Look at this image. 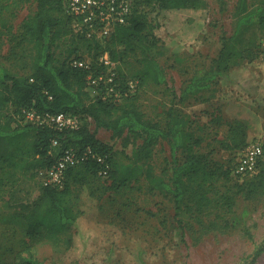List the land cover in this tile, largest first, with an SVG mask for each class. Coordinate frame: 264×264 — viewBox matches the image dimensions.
<instances>
[{
    "label": "rangeland",
    "instance_id": "rangeland-1",
    "mask_svg": "<svg viewBox=\"0 0 264 264\" xmlns=\"http://www.w3.org/2000/svg\"><path fill=\"white\" fill-rule=\"evenodd\" d=\"M239 1L207 0L205 10L175 23L170 15L163 17L159 30L162 52L155 57L165 69L167 83H157L146 75L139 60L141 50L125 56L121 52L123 46L110 47L111 59L119 72L140 79L136 100L148 117L164 123L166 109L178 102L183 87L194 75L208 72L222 46L223 36L231 37L238 30ZM261 1L248 0L251 7ZM38 2L0 0V63L11 72L30 71L31 57L24 52L21 34L27 18L36 12ZM232 42L241 53L237 64L219 74L213 88L200 98L180 104L190 114L194 127H201L198 133L205 139L200 150L211 152L212 162L216 160L225 167L236 164L244 150L232 147L227 140L235 120L246 123L247 145L256 141L264 145V89L260 84L247 83L249 69L256 64L264 67V28L259 23L245 25ZM58 44L56 54L61 60L70 59L76 53L71 50L75 47L86 59L99 65L108 53L104 45H95L73 33ZM26 52L30 53V48ZM2 113L5 120H22L11 102L3 106ZM91 129L110 145L113 158L129 161L142 142L141 138L133 139L126 145L124 136H114L107 128H97L91 123ZM178 156L183 158L182 150ZM151 163L158 175L167 165H172L171 145L167 140L155 146ZM78 169L91 182L82 187L79 225L65 235L72 237L71 245L67 244V238L52 243L27 235L23 206L34 203L45 186L38 171H18L16 182L0 187V264H21L22 258L30 255L43 264H264V252L254 259L256 247H264V192L253 196L248 192L257 175L231 173L221 178L211 189H206L204 199L208 204L202 212L187 198L186 212L177 216L174 201L151 190L144 177L116 193L109 175ZM194 185L198 187L197 182ZM223 193L233 197L230 211L220 202ZM214 219L225 225V232L206 233L204 226Z\"/></svg>",
    "mask_w": 264,
    "mask_h": 264
},
{
    "label": "trees",
    "instance_id": "trees-1",
    "mask_svg": "<svg viewBox=\"0 0 264 264\" xmlns=\"http://www.w3.org/2000/svg\"><path fill=\"white\" fill-rule=\"evenodd\" d=\"M64 4L65 0H39L36 12L27 18L21 41L25 43V54L31 57L30 71L18 74L0 63V187L16 182L18 171H39L51 167L66 149L84 151L91 148L107 157L110 164L107 175L111 177V187L116 193L128 188L133 180L144 177L151 190L174 201L177 216L186 212L184 208L187 198L202 212L208 204L204 199L207 197L206 189H211L214 182L221 178L235 174L236 164L225 167L216 160L212 162L211 152L200 150L205 139L198 133L201 127H194L190 114L180 104L191 98H200L205 91L213 88V82L219 74L237 64L241 53L232 41L245 25L259 23L264 28V0L252 7L248 0L239 1L237 15H240V19L236 34L223 36L222 46L208 72L202 76L194 75L183 87L178 102L166 109L164 123L147 116L136 100L139 93L117 102L109 95L104 97V87L94 90L88 82L89 73L97 75L107 67L86 59L77 47L71 49L76 53L70 59H59L56 54L58 41L73 33L95 45H104V51L112 59L111 46H123L121 52L125 56L141 50L139 60L144 64L146 75L157 83H167L165 69L155 57L156 53L162 52L159 36L162 19L170 15L174 23L184 20L189 14L205 10L207 0H135V9L128 23L117 27L104 41L77 33L72 26V18L65 12ZM29 48L30 53L26 52ZM74 59L88 60L90 68L74 66ZM116 70L123 81L130 78ZM8 102L14 104L17 113L23 107H32L41 113L67 112L79 115L82 124L77 129L60 130L16 118L5 120L2 108ZM91 123H95L97 128L111 130L114 136H124L126 145L133 139L141 138L142 142L134 149L129 161L113 158L110 145L97 137L96 131L91 129ZM163 139L171 145L173 163L158 175L151 158L155 146ZM54 140L58 143L54 144ZM227 140L235 148L247 146V127L243 120L232 122ZM180 150L184 153L183 158L178 156ZM78 168L100 173L102 164L96 158L89 157L69 167L62 186H43L40 197L34 203L23 206L29 238H42L52 243L67 238L65 240L68 245L73 243L72 237L65 235L79 225L82 215L78 207L82 200V187L91 182L87 175L80 174ZM253 175H257V178L248 189L250 196L264 192V155ZM195 182L198 183L196 188ZM220 200L229 211L232 210L233 197L223 193ZM223 227L225 225L217 219L204 226L206 233L223 231ZM263 252L264 247L258 245L254 259L259 258ZM21 264L43 263L30 255L22 258Z\"/></svg>",
    "mask_w": 264,
    "mask_h": 264
},
{
    "label": "built area",
    "instance_id": "built-area-1",
    "mask_svg": "<svg viewBox=\"0 0 264 264\" xmlns=\"http://www.w3.org/2000/svg\"><path fill=\"white\" fill-rule=\"evenodd\" d=\"M64 5L65 12L72 18V26L77 33L90 39L104 41L117 27L128 23L135 9V0H65ZM101 61L107 69L99 71L97 75L93 73L88 75V82L94 90L104 87L106 93L104 97L109 95L117 102L126 96L139 93L141 88L139 78L130 77L125 81L120 79L115 62L108 53ZM72 64L90 68L89 61L85 59H74ZM20 116L24 122L50 125L60 130L77 129L82 124L79 115L67 112L41 113L32 107H23ZM57 143V140H54V144ZM263 155L264 145L261 142L250 143L242 151L234 172L241 175L254 174ZM89 157L101 162L102 174L109 173L110 164L106 156L94 152L91 148L84 151L69 148L51 167L38 171L43 184L62 186L67 169L86 161Z\"/></svg>",
    "mask_w": 264,
    "mask_h": 264
},
{
    "label": "crops",
    "instance_id": "crops-1",
    "mask_svg": "<svg viewBox=\"0 0 264 264\" xmlns=\"http://www.w3.org/2000/svg\"><path fill=\"white\" fill-rule=\"evenodd\" d=\"M240 74H243V73H240ZM247 74L250 75L247 77V79H249L247 83H249L252 86H254V84L255 85L260 84L264 89V67L263 66H258V64H256L252 67V69H249L247 71ZM247 79L244 80L243 86L245 85V81Z\"/></svg>",
    "mask_w": 264,
    "mask_h": 264
}]
</instances>
